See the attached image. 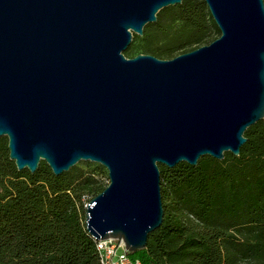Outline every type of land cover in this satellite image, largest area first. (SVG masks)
Returning a JSON list of instances; mask_svg holds the SVG:
<instances>
[{
	"label": "water",
	"instance_id": "95a60500",
	"mask_svg": "<svg viewBox=\"0 0 264 264\" xmlns=\"http://www.w3.org/2000/svg\"><path fill=\"white\" fill-rule=\"evenodd\" d=\"M183 0H0V138L18 171L103 166L96 241L147 246L164 222L159 166L235 157L264 121V0H205L221 37L172 60L127 58ZM2 187L0 186V193ZM119 244V243H118Z\"/></svg>",
	"mask_w": 264,
	"mask_h": 264
},
{
	"label": "trees",
	"instance_id": "16d2710c",
	"mask_svg": "<svg viewBox=\"0 0 264 264\" xmlns=\"http://www.w3.org/2000/svg\"><path fill=\"white\" fill-rule=\"evenodd\" d=\"M211 32L221 37L205 0H183L160 11L143 36L134 35L125 55L169 60L203 47ZM244 136L239 157L226 153L223 161L203 157L196 167L159 166L164 222L132 259L264 264V121ZM92 177L78 168L55 176L45 162L34 174L18 171L8 139L0 138V264H99L82 197H97L107 186Z\"/></svg>",
	"mask_w": 264,
	"mask_h": 264
},
{
	"label": "built area",
	"instance_id": "2783aa9c",
	"mask_svg": "<svg viewBox=\"0 0 264 264\" xmlns=\"http://www.w3.org/2000/svg\"><path fill=\"white\" fill-rule=\"evenodd\" d=\"M88 199V196L82 197L86 209ZM96 250L99 264H142L139 260L132 259L129 252L126 254V247L122 241L115 239L96 241Z\"/></svg>",
	"mask_w": 264,
	"mask_h": 264
},
{
	"label": "rangeland",
	"instance_id": "374dc122",
	"mask_svg": "<svg viewBox=\"0 0 264 264\" xmlns=\"http://www.w3.org/2000/svg\"><path fill=\"white\" fill-rule=\"evenodd\" d=\"M219 38H220V35H217L216 32H211V35L208 37L207 44H205L203 46H208ZM187 50H189V49H184V50L178 51L174 58L182 55L183 52H185ZM127 58L131 59V58H133V56L127 57ZM174 58H172V59H174ZM172 59H169V60H172ZM75 168H78L79 174L83 173L87 177L93 175L92 179H94V181L96 183H102L105 186H107V188H108V186L110 184L109 175H108V171L103 166L96 164V163H91V162H80L71 170H73ZM85 193H86V195H88L90 197V201L95 197V194H93V193H87V192H85ZM90 201H88V202H90Z\"/></svg>",
	"mask_w": 264,
	"mask_h": 264
}]
</instances>
